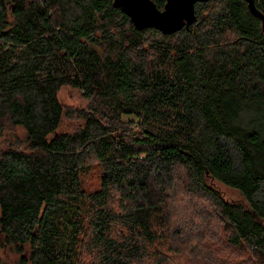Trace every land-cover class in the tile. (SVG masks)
<instances>
[{"label": "trees", "instance_id": "16d2710c", "mask_svg": "<svg viewBox=\"0 0 264 264\" xmlns=\"http://www.w3.org/2000/svg\"><path fill=\"white\" fill-rule=\"evenodd\" d=\"M112 2L0 0V130L24 132L0 152V251L17 264H195V250L168 246L182 184L211 203L233 264H264L259 18L245 0H207L188 28L163 34ZM63 86L88 108L65 110ZM71 115L77 127L61 130Z\"/></svg>", "mask_w": 264, "mask_h": 264}, {"label": "rangeland", "instance_id": "374dc122", "mask_svg": "<svg viewBox=\"0 0 264 264\" xmlns=\"http://www.w3.org/2000/svg\"><path fill=\"white\" fill-rule=\"evenodd\" d=\"M58 100L65 110L80 111L88 108L89 101L83 98L81 92L77 89L63 86L57 93ZM64 116L61 120L60 129L65 131L74 130L77 125V119L74 115ZM24 138V132L21 127H13L4 124L0 130V152L7 145L18 143ZM95 181V183H94ZM83 184L92 187L96 185L95 173H91L83 177ZM211 185L217 189L225 199L232 202H238L246 206V203L240 193L232 188L226 187L218 181H211ZM175 189V196L171 200V218L173 226L171 232L175 235L168 246L171 251H177L178 256L188 255L193 250L196 252L197 263L209 264V251L213 256L219 255L223 260V264H233L230 260L231 256L237 258L239 254L234 250L229 251L225 246L224 228L221 221L217 217L211 203L201 194L186 191L184 187ZM168 249V248H167ZM189 250V252H188ZM220 250V251H219ZM28 247H25V253ZM235 253V254H234ZM19 254L10 246L3 247L0 251V259L2 264H17ZM180 260L179 264H188L189 259ZM214 264V263H212Z\"/></svg>", "mask_w": 264, "mask_h": 264}, {"label": "water", "instance_id": "95a60500", "mask_svg": "<svg viewBox=\"0 0 264 264\" xmlns=\"http://www.w3.org/2000/svg\"><path fill=\"white\" fill-rule=\"evenodd\" d=\"M207 0H165L159 9L151 0H113L112 4L129 16L136 29L156 28L170 34L182 27L188 28L195 20L194 4ZM249 10L259 18L264 33V13L257 10L253 0H245Z\"/></svg>", "mask_w": 264, "mask_h": 264}]
</instances>
